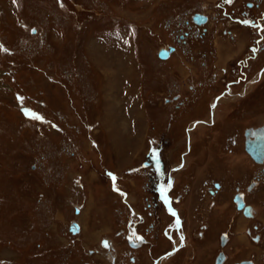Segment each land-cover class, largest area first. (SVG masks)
Segmentation results:
<instances>
[{
  "label": "rangeland",
  "instance_id": "rangeland-1",
  "mask_svg": "<svg viewBox=\"0 0 264 264\" xmlns=\"http://www.w3.org/2000/svg\"><path fill=\"white\" fill-rule=\"evenodd\" d=\"M246 2L253 7L243 19ZM194 12L206 15L207 24H191ZM168 45L174 53L159 61L158 49ZM196 120L211 126L202 122L192 131ZM263 124L264 0H0V264H109L94 254L102 251L99 241L89 243L81 230L85 216L91 233L111 240L114 264L144 258L150 264L170 245L160 236L169 222L153 205L149 176L139 168L148 146L158 141L170 167L189 136L196 143L191 162L221 149V170L238 181L234 165L248 158L243 132ZM193 167L172 176L190 246L167 264H198L194 251L211 243L191 223ZM147 202L150 212L143 211ZM127 207L144 219L147 240L155 244L150 256L124 246V232L115 235L130 220ZM216 207L224 215L204 216L215 234L235 216L229 204ZM148 212L153 217L146 219ZM73 221L79 238L68 232Z\"/></svg>",
  "mask_w": 264,
  "mask_h": 264
},
{
  "label": "flooded vegetation",
  "instance_id": "flooded-vegetation-1",
  "mask_svg": "<svg viewBox=\"0 0 264 264\" xmlns=\"http://www.w3.org/2000/svg\"><path fill=\"white\" fill-rule=\"evenodd\" d=\"M234 1L235 0H232V2ZM248 4L249 2H246L245 3L246 9L240 12L241 18L243 19L248 18V13L245 12V10H251L253 7L251 6V4L250 6H248ZM207 22L208 20L204 25H206ZM251 23H254V20H251ZM203 26H197V27H203ZM185 36L179 38L181 42L184 41L182 38H184ZM179 39L177 40V44L180 41ZM247 62L249 61L247 60ZM247 65L249 67V63H247ZM227 87L225 86V88ZM191 112L193 111L191 110ZM200 120L203 119L201 118ZM200 120L198 122L196 121L195 123H193L194 125L191 124L192 131L195 130V127L199 123L201 124L202 122H205ZM209 121H211V119H209ZM209 121L207 123L205 122L203 125H205L206 127L211 126V123H209ZM216 126L217 124H215V122L213 121L212 130H214ZM245 132H248L249 134L245 135ZM252 132L255 135L264 137V124L261 127L253 130L245 129L243 132L241 150L245 153V155L248 156L250 160L246 156H245L246 159L244 160L242 159V160L247 162V164L250 163L253 164L255 168L249 165L248 170L244 172L242 171V169H239L236 173L239 178L238 181L235 179H232L230 181V179H228L230 177L229 175L227 176L226 171L221 170L220 161L222 156L221 155L217 156V154L218 155L220 154L221 149L220 150L217 149L213 151L212 152L213 155L211 156V159H207L206 158L207 155H202V156L199 155L197 159L198 163H194V161L191 162V160L194 157L193 152H194V148L196 147V143H194L193 146V142H194L193 141L190 145L189 136H188V146H187L189 151L185 153L183 158L181 157L182 153L179 154V161L181 162L182 159L183 167H181L182 168L181 170L173 171L171 173L175 175L176 178H179V176L182 173H185L188 170V168L190 167V163L191 166H194L193 167L194 169L191 171V223L194 225L195 228L194 227L193 228L196 230L195 232H197L199 236L203 233V238L204 237L205 239L208 238L211 241V243H204L202 245L200 244L201 247L199 246V249L197 251H194L195 252L194 256H197L198 264H202V261L205 258H207L206 259L207 263L208 260H210L211 258V262L209 264H264V176L262 180L260 176V174H264V169H263L264 157L262 158L261 163H256L245 152V143L247 140H252V136H251V134H253ZM185 138L187 139L186 135ZM226 140L224 142H226L228 146L229 145L237 146L236 140L234 138L233 139L226 138ZM156 145L159 147V150L156 149L155 151L161 152L162 145L161 144H156ZM151 146L154 147L153 144H151ZM226 151H228V147ZM160 152H157L158 154L153 152H149L147 154V157H145V162L148 164L144 170L147 169L151 170L150 168L151 162L158 161L159 156H161ZM228 152H230V154L234 153V151L232 152L231 148ZM186 157H189V161L187 164H185L184 162ZM196 169H201L202 172V174L200 173L201 178L197 176V174H195ZM258 170L260 173L258 172ZM168 172L169 170H167V173L165 175H163V173L159 174V181H161V183L165 181L164 183L166 184L168 182ZM245 172H247L248 174H245ZM208 174H210V176ZM213 179L216 180H214L210 185L209 182L210 180ZM149 180H151V182H149L148 184L149 186L147 187L150 188V192L153 195L152 199L155 201V203L153 202V205L161 206L159 207L162 208L161 210H163L162 214L164 216L165 221L171 224V226H168L169 224L168 225L165 224V226L163 225L164 227H162L160 232L161 238L169 243L170 245L169 248H167L166 250L162 251L160 254L154 257L152 256V258H150V264L172 263V261L175 260V258L177 257V255L180 253L181 250L186 252L189 249L190 235L186 227L187 226L186 220L188 218L187 217L186 219L183 217L181 218L182 213L178 211L176 207V205H178V202L180 200V195H176L174 193V188L177 185L176 183L177 180L174 177L172 181V186L169 189H166L163 195H160L159 192H155L156 185L158 184V179L157 178L154 179L152 176L151 177L149 176ZM206 197L210 198L208 202L205 199ZM218 197L220 198L217 201L216 199H218ZM229 198L231 202L229 201ZM217 202L224 203L225 206L229 204L235 216L232 215L226 217L227 218L226 220L227 222L225 223L226 229L217 232L215 234L214 224L213 221H211L212 219L205 217L206 218L205 220L204 216L211 213V217L213 218L212 214H215L216 215L215 220H216L217 215H219V217L224 215L223 213H221L222 209L220 207H216ZM238 204L241 205L240 209L237 208ZM146 206L147 207H143V211H145L146 209H148L149 212L150 210H153L152 208L149 209L148 202ZM171 206L173 208H171ZM188 206L189 205L187 204V206L185 207L188 209L189 208ZM127 208L128 211L130 212L129 213L130 220L126 221L125 226H123L124 230H121L120 232L116 231L115 235L116 234H117L116 236L121 235L122 237V233L124 232V236H123V239L125 241L124 246L125 244H127L129 249L131 250L135 249V251L136 250L140 251L141 249L142 250L145 249L150 252L148 254L149 256L152 255V248L155 247V244L153 245L152 242H149L147 240V230L144 231L142 228L143 224L145 223L143 217H141L142 215L141 216L135 215V217L133 218V213H132L133 211L132 210H131L132 212L130 211V207ZM168 209L170 210L174 209L173 211L175 213L170 212ZM134 210L137 211L136 208ZM149 212L147 213L148 216L144 215L146 219L148 217L149 218L153 217L152 213ZM203 219L205 222L199 223ZM220 221H222V219ZM211 224L213 225V227L210 228ZM149 228H151V226ZM208 229L211 230L213 229L212 230L213 232L211 231L212 234L209 235L206 233ZM137 237H139V239H137ZM101 238L102 239L99 240V247L101 248L102 251L99 252L98 250H95L94 254L98 255L100 253L104 260H106L107 257L109 258V264H114V257H115L114 253L116 252V250L113 248L112 242L109 238L108 239H105L104 237ZM212 241L215 242V248L213 246L214 249L212 248L213 245ZM104 242H107L109 246L104 247ZM217 248L218 250H216ZM214 253H216L215 256L211 257V255ZM130 262H133L131 258H130ZM144 262H145V258L143 262L139 261L140 264H144ZM206 262L203 261L204 264ZM96 263L99 264L98 261Z\"/></svg>",
  "mask_w": 264,
  "mask_h": 264
},
{
  "label": "water",
  "instance_id": "water-1",
  "mask_svg": "<svg viewBox=\"0 0 264 264\" xmlns=\"http://www.w3.org/2000/svg\"><path fill=\"white\" fill-rule=\"evenodd\" d=\"M196 24H202L204 20H200L198 16L193 18ZM167 51H159L157 56L161 60H165L168 56ZM253 133V132H252ZM248 132H245V135H248ZM252 140H247L245 143V152L249 155V157L255 161L256 163H261L262 158L264 157V137H260L259 135L251 134ZM237 208L240 209L241 205L238 204ZM246 210V209H245ZM71 232L75 233L78 230L77 224L73 223L71 225Z\"/></svg>",
  "mask_w": 264,
  "mask_h": 264
},
{
  "label": "crops",
  "instance_id": "crops-1",
  "mask_svg": "<svg viewBox=\"0 0 264 264\" xmlns=\"http://www.w3.org/2000/svg\"><path fill=\"white\" fill-rule=\"evenodd\" d=\"M243 160H242V163H241L242 164L241 167L238 166L239 165L238 162H236V164L234 165L235 173H237V171L239 169H242L243 172L246 171V170H248V164H247V162H245ZM105 212H106V217L108 219V226L109 227L114 226L115 225V217L111 214L110 211H105ZM94 220H95V222H98L99 221L98 218L97 219H94ZM81 225H82V229L81 230L82 231L84 230L83 233H89V239H90L89 243L99 241L101 239V237H99V236L104 235V232H102V231H101L102 233L100 231H97V233H99V234H97L96 231L94 233H91L92 232L91 229H93V225H92V223H91V225H88V218L86 216L84 217L83 221L81 220ZM87 227H88V229H87ZM81 232L78 233V234H76V236H78V238L80 236H82L83 233L81 234ZM79 234H80V236H79Z\"/></svg>",
  "mask_w": 264,
  "mask_h": 264
},
{
  "label": "snow or ice",
  "instance_id": "snow-or-ice-1",
  "mask_svg": "<svg viewBox=\"0 0 264 264\" xmlns=\"http://www.w3.org/2000/svg\"><path fill=\"white\" fill-rule=\"evenodd\" d=\"M232 2V0H225V3H231ZM22 99L23 98H18V100H20L21 102H22ZM25 114L27 115V116H29V118H31V119H36V120H41L42 118L41 117H39L37 114H35V113H30V112H28V111H26L25 110ZM114 179V178H113ZM164 192H165V189H161V194L163 195L164 194ZM178 223V222H177ZM137 239H139V237H137ZM109 245L107 244V242H104V247H108Z\"/></svg>",
  "mask_w": 264,
  "mask_h": 264
},
{
  "label": "bare ground",
  "instance_id": "bare-ground-1",
  "mask_svg": "<svg viewBox=\"0 0 264 264\" xmlns=\"http://www.w3.org/2000/svg\"><path fill=\"white\" fill-rule=\"evenodd\" d=\"M169 56H170V55H169ZM168 58H169V57H168ZM168 58H167V59H168ZM213 107H215V103H214ZM190 139H191V137H190ZM177 165H178V164H177ZM177 165L174 164V165H172V166H177ZM178 166H179V165H178ZM182 167H183V164H182ZM181 169H182V168H181ZM181 169H180V170H181ZM172 176H173V174H172ZM164 182H165V181H164ZM171 208H173V207L171 206ZM173 210H174V209H173ZM180 219H181V218H180ZM76 224H77V223H76ZM77 226H78V231H79V225L77 224ZM78 231L75 232V233H72V232H70V233H72L73 236H76V234H78Z\"/></svg>",
  "mask_w": 264,
  "mask_h": 264
}]
</instances>
